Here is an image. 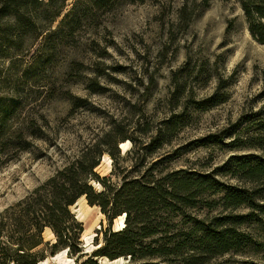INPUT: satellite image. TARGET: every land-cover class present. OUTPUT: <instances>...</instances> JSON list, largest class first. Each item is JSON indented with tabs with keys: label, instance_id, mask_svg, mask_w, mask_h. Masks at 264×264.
I'll return each instance as SVG.
<instances>
[{
	"label": "rangeland",
	"instance_id": "obj_1",
	"mask_svg": "<svg viewBox=\"0 0 264 264\" xmlns=\"http://www.w3.org/2000/svg\"><path fill=\"white\" fill-rule=\"evenodd\" d=\"M0 98L22 99L20 122L39 135L0 168V212L118 126L127 140L115 161L101 158L100 177L119 186V170L138 178L151 169V181L211 174L219 192L204 199L210 207L169 215L167 232L151 238L164 257L98 264H182L189 214L218 231L235 229L216 226L221 218L251 214L236 228L245 235L238 250L204 264H264V211L223 201L228 189L244 188L264 204V181L243 182L234 167L241 157L264 158V45L250 35L237 0H0ZM71 211L85 256L60 252L40 264H80L106 230L122 228L85 197Z\"/></svg>",
	"mask_w": 264,
	"mask_h": 264
},
{
	"label": "trees",
	"instance_id": "obj_2",
	"mask_svg": "<svg viewBox=\"0 0 264 264\" xmlns=\"http://www.w3.org/2000/svg\"><path fill=\"white\" fill-rule=\"evenodd\" d=\"M237 1L250 35L264 45V0ZM6 101L0 98V168L28 150L31 140L39 138L30 131V126L20 122L22 99ZM175 131L174 124L167 129L171 135ZM120 132L118 126L111 128L94 145L81 150L67 166L0 212V264H40L60 252H66L69 257H84L83 227L71 211L83 197L91 207L100 209L109 225L123 215L124 225L120 231L106 230L103 244L80 264H98L97 258L113 261L129 257L130 261L137 262L164 257L166 249L151 247V238L167 232L164 228L173 217L169 215L183 208L195 210L199 204L210 207L204 199L219 192V183L211 174L179 171L151 181V169L138 178H129L125 170H119L117 176H122L119 186L112 183L111 177H100L96 169L101 158L107 154L115 161L120 154L118 143L127 140ZM260 142L258 148H264V141ZM234 167L243 182L264 181L262 157H241ZM93 182H97L102 190L96 191ZM250 196L244 188H231L225 191L223 201L226 207L237 209L247 205L264 211V204L256 205ZM250 217L251 214L223 217L215 222L216 226L231 223L235 229L218 231L189 214L187 218L191 225L183 236L190 249L182 264H204L215 255L236 252L239 238L245 236L236 228L243 226ZM46 231L54 236V241L45 240Z\"/></svg>",
	"mask_w": 264,
	"mask_h": 264
},
{
	"label": "bare ground",
	"instance_id": "obj_3",
	"mask_svg": "<svg viewBox=\"0 0 264 264\" xmlns=\"http://www.w3.org/2000/svg\"><path fill=\"white\" fill-rule=\"evenodd\" d=\"M123 220H124V215L120 216L118 219H116V221H118V223L120 224V227H123V225H124ZM120 260L121 259H117L116 261H120Z\"/></svg>",
	"mask_w": 264,
	"mask_h": 264
}]
</instances>
